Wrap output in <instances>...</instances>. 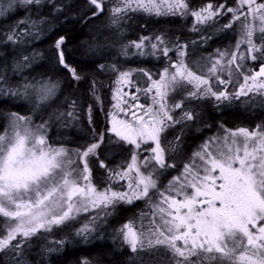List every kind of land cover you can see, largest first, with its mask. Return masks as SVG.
<instances>
[{"label": "snow or ice", "instance_id": "obj_1", "mask_svg": "<svg viewBox=\"0 0 264 264\" xmlns=\"http://www.w3.org/2000/svg\"><path fill=\"white\" fill-rule=\"evenodd\" d=\"M47 2L57 15L70 8ZM17 4L35 18L30 15L0 32V105L11 102L22 108L16 101H23L31 108L27 115L0 113L6 121L0 126V264H29L34 239L77 221L82 213L89 217L75 235L85 243L102 238L118 207L137 200H144L150 213L140 214L139 226L128 220L113 232L114 242L130 249L129 264H264V122L234 130L220 124L219 134L209 136L180 164L174 156L180 153L183 128L165 143L169 129L199 119L190 106L194 101L264 106V0H235L234 7L215 2L196 7L192 0H86L89 11L80 16L85 23L105 12L117 29L135 14L191 17L189 30L199 40L181 43L161 32L121 43L115 52L113 43L90 46L99 56L93 59L98 70L116 76L117 111L109 113L105 131L93 129L91 141L76 148L49 142L53 121H74L77 111L72 101L71 110L44 118L62 90L61 81L38 71L45 67L39 63L45 56L31 47L52 26L41 14L45 0H3L0 17ZM228 14V23L216 31L239 23L236 43L191 59L196 47L213 39L209 29ZM64 44L63 36L55 41L56 63L79 82L84 77L66 62ZM131 57L167 63L154 74L125 68ZM108 59L110 63L99 62ZM248 61H259L258 70ZM141 95L151 103L141 104ZM88 111L91 123V106ZM122 153L129 156L110 167ZM93 163L105 173L103 188L93 182Z\"/></svg>", "mask_w": 264, "mask_h": 264}, {"label": "trees", "instance_id": "obj_2", "mask_svg": "<svg viewBox=\"0 0 264 264\" xmlns=\"http://www.w3.org/2000/svg\"><path fill=\"white\" fill-rule=\"evenodd\" d=\"M214 0H203L200 3L211 2ZM216 2L225 1L230 5L231 0H215ZM3 3V0H0ZM55 4L70 5L66 9L64 15H57L51 4L45 0V6L41 14L48 16L52 21L51 29L44 35L42 40L35 42L31 47H35L45 56L44 60L39 61L40 64L45 65L43 69L38 71H46L48 76L53 80L61 81L62 90L58 92V99L52 103L51 107L44 114L47 119L49 115L56 112H66L71 110L69 105L72 101H76L77 119L71 122L53 121L49 129V142L53 145L63 143L66 147L76 148L78 146L87 144L93 137V129L97 133L105 131L109 126L110 115L113 108V85L116 76L109 72L98 70L93 64V59L99 60L98 55H94L89 51V47L95 46L100 42L113 43L114 47L111 49L115 52L121 43H127L130 40H137L140 36H150L159 34L166 30H174L176 33L179 26L187 29V19L178 17H150L145 14H135L130 20L123 21L122 27L117 29L115 26H110L111 22L108 19V14L105 12L99 19H94L85 23L80 19V16L88 12L86 0H52ZM193 5L200 4L198 1L193 2ZM111 4L109 3V7ZM35 18V15L25 9L22 5H14L13 9L4 17H0V32L6 31L9 26L15 24L18 20L27 19L29 16ZM11 17V18H9ZM219 26L226 24V20L222 18L217 22ZM238 26L235 24L232 29L222 31L219 34H213V39L207 42L204 50L205 52H212L216 49H225L230 45H234V37L237 34ZM172 32V31H170ZM183 34V33H182ZM181 34V35H182ZM65 37V44L63 50L65 51L66 62L77 69V71L84 77L81 81L75 82L71 79L70 73L62 66L57 65L55 57V41L60 37ZM3 49V45H0ZM11 50L9 46L8 51ZM207 56V53L206 55ZM11 56L8 57L9 64L11 63ZM123 62L124 58H120ZM100 63H110L111 60H100ZM159 61L154 59H145L143 57H131L128 63L123 66L125 68L142 67L150 70L152 73L159 72ZM37 75V73H32ZM93 81H95L96 92H92ZM133 91V90H131ZM99 97V100L96 99ZM17 104H23L22 108H17L13 103L9 102L5 105H0V113L11 111H19L21 114H29L31 105L16 101ZM89 106H91V123H89ZM202 109L206 110L210 116L206 121L207 124L214 125L217 120L222 121L228 127L235 124H243L254 126L261 124L262 121L256 117L254 121L251 119V112L247 108L243 110H236L229 108L226 112L216 114L209 110V107L204 106ZM257 109V108H256ZM115 110V109H114ZM113 110V111H114ZM258 116V115H257ZM39 123V119L36 120ZM6 121L0 115V126L4 125ZM193 143V138L190 134L187 136V143L185 150ZM127 147V146H126ZM129 153H122L114 157V163L110 167H115L128 157ZM112 158V157H110ZM94 169L93 182L101 185V180L105 176L103 169L98 165L92 164ZM174 174V172H173ZM150 213L149 206L144 200H137L131 205H120L117 212L110 220V227L115 229L130 219H135L141 213ZM113 234V232H112ZM117 242L110 240V238L94 239L91 243H85L80 238H69L64 243V246L57 251H50L47 255L41 252L42 244L36 243L31 249V256L28 257L29 264H83L85 260L90 261L91 264H129V257L132 255L126 247L121 248Z\"/></svg>", "mask_w": 264, "mask_h": 264}, {"label": "rangeland", "instance_id": "obj_3", "mask_svg": "<svg viewBox=\"0 0 264 264\" xmlns=\"http://www.w3.org/2000/svg\"><path fill=\"white\" fill-rule=\"evenodd\" d=\"M197 1L200 3L201 0H193V2H197ZM211 2H215V3H226L225 1H222V2H219L218 1V2H216L215 0L214 1H211ZM205 3H207V2H205ZM202 4H204V3L195 4L193 6L198 7V6L202 5ZM226 6L227 7H234L235 6V0H231V4L230 5L226 4ZM230 17H231V14H228L227 16L220 17L218 19V22L222 18H224L226 20V23H228ZM187 22H188L187 23V29L186 28H183L182 26H179V29L178 30L182 31L183 34L180 33L179 31L176 33L174 30H166V31H163V32L164 33H167L168 38L170 40H172V41H175L177 38H179V40H180L181 43H186V42L193 41V40H199V34L196 33V32H192V31L189 30L192 27V24L194 22L193 21V18L188 17L187 18ZM236 25L238 26V31H236L237 34H235L234 43L233 44H235L236 43V40L239 39V37H240V24L237 23ZM219 27L220 26L218 24H216L213 28L209 29V31H211L214 34L222 33V31H216V29L219 28ZM170 31H172V32H170ZM206 45H207V43L206 44L199 45L198 47H196L195 52H194V55L191 57V59L196 60V59H199L201 55H206V53H207V56H208L209 54H212V53L215 52V49L212 50V52H205V51H203ZM190 51H192V48L191 47H190ZM170 55H172L173 56V59H175V55L174 54L170 53ZM154 60H157V59H154ZM158 61H159V65H158L159 66V72H161L163 70V68L166 66V63L167 62L163 58L159 59ZM257 64H259V61H256V62L248 61L249 67H252L253 68ZM114 87H115V85H113V89H112L113 90V93H114ZM229 87H231V86H229ZM124 90L125 91H131L130 89H127V88H125ZM112 96H113V94H112ZM177 98L179 99V97H177ZM139 102L141 104H150L151 103V98L150 97H144L143 95H141ZM115 103H116V101L113 100V105ZM190 106L192 108H194V110L197 113H199V119L196 120L195 122H190L187 127H183L182 125H177L174 128L169 129V131L166 134L167 135V140L165 141V143H167V141H173L174 138L177 135H180L181 129L183 128L182 144H181L180 153L174 156V159L177 162V164L182 163L183 160L187 156L191 155V153L193 151H195L197 149V147L204 140H206L209 136H214V135L219 134V131H220L219 126L222 123L216 121L215 128L213 129L212 132L207 133L206 135L202 136L201 137L202 139H200L197 142V144L193 146L192 150L189 153L187 152V149L185 150V145L187 143V136L190 134L191 127H193V126H199V125L205 123V122H202V121H206L207 122V119L210 118V116L208 114H207V116H205L206 110L202 109L204 106H207V107L213 106V107H215L214 109L217 110L216 112L218 114L220 113V107H222L224 109H228V108H238V109L243 110V111H245L244 108H247L249 110H252L251 112H253L255 110L253 113H251V119H252V121H254V119H256V117H259V119L262 122H264V106H260L259 104H254V105H251V106H247V105H242L239 102H233L231 105L221 104V105H219L217 107L215 105V101L214 100L206 99V100H201V101H194V102L191 103ZM113 110H112V112L117 111L116 109L114 111ZM178 111L179 110H177V112ZM214 112H215V110H214ZM206 113H208V112H206ZM119 115H120V118H123V113H120ZM110 119H111V117H110ZM109 126H110V124H109ZM241 127H248L250 129H253L256 126L254 125V126H251L250 127L248 125H242ZM225 128H227V127H225ZM236 128H228V129H233L234 130ZM109 135H111V134L109 133ZM54 146H57V145H54ZM127 147H129V146H127ZM128 156H129V154H128ZM174 174H175V172H174ZM98 178L100 179L101 185H97V186L103 188L104 187V184L102 183V180L103 179L101 180V177L100 176H98ZM121 183L123 184L124 182H121ZM88 217H89V214L88 213H82L80 215V217L78 218L77 221H74V222H72L70 224H67L65 226H60V227H57V228H53V230H52L51 233H44V234L41 235V237L38 240L37 239H34L33 240V243H32V247L30 248V250H29V252L27 254L28 257L31 256V254H30L32 252L31 249L33 248V246L36 243L42 244V246H43L44 249H42L41 252L43 253V255L44 254L47 255L50 252V251H48L49 248H55L57 250H60L64 246L65 241L66 240H69V238H75V237L76 238H79V237H77L75 235V231H76V229L80 228L83 223H86L87 222ZM139 217L140 216H137L134 219V220L137 221V226H139ZM0 220H2V218H0ZM110 220H112V217H109L108 218V223L105 225V228L101 232L100 235H101L102 238L108 237V238H110V240H113L114 241L113 234H112V232H114V229H112V227H110ZM130 220H133V219H130ZM144 223L147 224V220H145ZM119 227L120 226H117V227H115V229H117ZM57 241H63L64 243L62 245L61 244H57V243H55ZM116 242H117V244L119 246H122L121 248L126 247V246H123L122 245L121 241L116 240ZM129 251H130V249H129Z\"/></svg>", "mask_w": 264, "mask_h": 264}, {"label": "flooded vegetation", "instance_id": "obj_4", "mask_svg": "<svg viewBox=\"0 0 264 264\" xmlns=\"http://www.w3.org/2000/svg\"><path fill=\"white\" fill-rule=\"evenodd\" d=\"M203 0H201L200 2H202ZM205 1V0H204ZM204 56V55H203ZM215 107H213V106H211V107H209V110H213L212 112H214V110H215V113L216 114H218L216 111V109H214ZM232 109H236V110H239L238 108H232ZM227 110H229V108L228 109H224V108H222V107H220V113L219 114H221V113H223V112H226ZM240 111V110H239ZM218 122H220V123H222L225 127H227V128H236V127H241L243 124H235V125H233L232 127H228L226 124H224L222 121H220V120H217ZM215 125H216V123H214V125H211V124H207L206 122L205 123H203V124H201V125H199V126H193V127H191V130H190V136H191V138H193V143H192V145L189 147V148H187V152L189 153L191 150H192V148H193V146L194 145H196L197 144V142L200 140V139H202L201 137L202 136H204V135H206L207 133H210V132H212L213 131V129L215 128ZM255 126H256V124H255Z\"/></svg>", "mask_w": 264, "mask_h": 264}, {"label": "water", "instance_id": "obj_5", "mask_svg": "<svg viewBox=\"0 0 264 264\" xmlns=\"http://www.w3.org/2000/svg\"><path fill=\"white\" fill-rule=\"evenodd\" d=\"M257 66H258V65H256L254 68H257ZM257 70H258V68H257Z\"/></svg>", "mask_w": 264, "mask_h": 264}]
</instances>
